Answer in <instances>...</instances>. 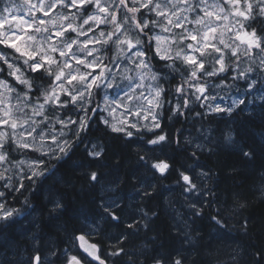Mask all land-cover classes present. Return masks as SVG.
Wrapping results in <instances>:
<instances>
[{"label": "snow or ice", "instance_id": "obj_1", "mask_svg": "<svg viewBox=\"0 0 264 264\" xmlns=\"http://www.w3.org/2000/svg\"><path fill=\"white\" fill-rule=\"evenodd\" d=\"M243 3L245 7L241 9V0H23V5L6 0L0 9V29H3L0 45L14 49L19 55L10 61L0 50V126L12 130L0 131V166L23 164L13 154L25 149L33 157L27 165L28 171L16 183L5 175L10 168L0 172V221L10 226L20 215V209L8 205V197L14 192L22 195L21 190H27L24 180L29 185L43 184L56 176L78 145L85 142L94 123L103 124L126 144H135L141 150L137 151V165L166 179L169 163L163 160L150 163V154L163 153L173 143L180 148L192 141L188 138L181 141L180 130L177 137L166 132L161 123L162 111L170 113L169 119L178 120L185 109L191 111L190 105L194 102H201L204 107L203 101H216L210 90L220 88L227 80H242L246 96L257 92L264 101V0H243ZM17 8L26 9L27 17L17 15ZM57 8L61 11L51 15ZM161 40L167 42L164 47ZM240 45L246 47L241 49ZM242 56L254 66L241 68ZM175 74L180 76V81L174 86L173 103L167 99L172 89H166L164 84L176 79ZM113 88H118L122 95H110L107 90ZM240 105L245 106L240 108L244 112L245 98L233 99L231 104L223 106L208 103L207 112L196 115L216 113L231 117ZM60 109L63 115L59 114ZM117 110H120L119 120L114 115ZM254 116L261 131L253 135L264 143V103ZM217 132L226 145H236L230 122L223 129H204L201 135L207 143L196 144L192 153L200 171L197 173L189 166L179 175L184 192L195 194V201L190 204L193 216L201 215L206 202L209 206L218 204L210 220L217 233L227 234L231 231L225 216L228 207L239 212L248 207L249 200L243 193L230 189H225L221 198L208 187L216 179V173L199 165L197 152L203 153L207 148L210 157L218 155L215 148L208 147L215 142ZM84 150L93 161H102L106 152L105 145L92 140ZM239 151L245 159L255 158L253 151L243 148ZM52 160L56 161L55 165ZM232 171L238 174L237 169ZM87 178L93 187L102 180L98 171H90ZM260 179L264 181V174ZM62 182H65L63 177L57 178L56 183ZM206 195L211 201H205ZM260 196L264 202V184ZM144 197L150 198L151 192L144 190ZM49 203L50 215L62 212L65 207L61 197H50ZM25 206H28L27 199ZM118 206L115 200H102L99 205L103 215L113 221L120 220L113 211ZM140 212V219H133L127 225L131 231L123 234L118 244L124 245L129 237L138 236L141 229H153L159 213L149 214L143 209ZM178 223L179 227L173 223L172 228L181 237L182 244L174 253H166L162 243L157 247V235L149 238L151 248L145 244L143 251L137 252L115 245L102 249L96 243H88L85 234H80L73 237L80 242V253L69 256L65 248L60 254L51 250L50 256L59 259L62 255L63 264H109V258L111 264H137L133 259L137 255L142 257L140 264L145 261L189 264V250H196L191 226L187 221ZM249 225V218L244 217L240 222L244 235L248 234ZM96 231L93 228L88 235ZM184 244L189 247L184 248ZM45 260L47 264H56L47 257ZM0 264L15 262L5 260ZM20 264H44V261L36 254Z\"/></svg>", "mask_w": 264, "mask_h": 264}, {"label": "trees", "instance_id": "obj_2", "mask_svg": "<svg viewBox=\"0 0 264 264\" xmlns=\"http://www.w3.org/2000/svg\"><path fill=\"white\" fill-rule=\"evenodd\" d=\"M143 11V10H142ZM154 43V42H153ZM9 60L18 56L14 49L0 45ZM241 68L247 64L242 57ZM20 63V61H17ZM155 63V61H154ZM207 67V64H206ZM35 75V74H33ZM170 83H165L166 89H172L167 99L175 103L173 95L174 86L180 81V76ZM11 81V78H9ZM218 82V81H217ZM227 95L246 91L242 80H227L222 85ZM251 92L250 89L247 90ZM260 93H246L247 107L244 112L240 105L231 117L226 114L213 113L209 116H197L196 113H206L207 109L201 107V102L190 105L191 111L185 109V114L177 120L169 119L170 113L161 112V123L171 136H179L181 141L188 138L192 141L189 145L178 148L175 143L165 148L163 153H151V162L163 160L170 165L166 179L159 178L158 173L137 165V149L135 144H126L122 139L116 138L110 130H106L103 124L94 123L85 137V142L79 144L71 158L67 160L56 176L46 180L43 184L29 185L24 182L27 190L12 193L8 197V205L14 209H20L21 213L15 217V221L6 226L0 221V261H13L20 264L36 254L41 256L44 264L48 259L55 260L56 264H63L65 257L59 259L50 256L51 250L58 254L67 248L70 255L80 253L78 243L73 239L79 233L86 234L102 249H108L110 245L124 246L130 251H143L144 245L152 247L150 237L157 235V247L162 243L166 253H174L181 248V237L173 230V223L187 221L195 252H190L189 264H264V202H261L260 188L264 181L260 177L264 174V143L260 142L254 132L261 131L254 114L260 112V105L264 101L259 99ZM169 105H165L168 108ZM63 115V110H58ZM75 118V117H74ZM226 122H230L234 130L236 145H226L222 135L217 132L216 140L208 147L215 148L218 155L209 156L207 148L203 153L197 152L199 165L204 168H212L216 173V179L208 183V187L223 198L225 189L239 191L249 200V205L239 212H234L228 207L225 216L229 219L231 231L227 234L217 233L210 217L215 214L218 204L212 206L206 202L202 207L199 217L193 216L190 204L195 201V194L184 192L183 181L180 179V171L192 166L198 173L196 159L192 156L196 150V144L207 143L201 133L206 128L223 129ZM92 140L97 144L105 145L106 152L102 161H93L85 152V145ZM250 150L255 153V158L245 159L239 149ZM15 160L24 157H33L30 150L18 151L13 154ZM38 155V153H37ZM53 165L56 164L52 160ZM238 170L233 173L232 169ZM90 171H98L102 180L93 187L88 181ZM194 175V173H189ZM63 177L65 182L56 183L57 178ZM198 183H203L199 181ZM143 185V188H142ZM154 185L155 187H151ZM144 190L151 192V197H144ZM50 197H61L64 202L62 212L49 214L52 205ZM27 199V208L25 201ZM205 201H211V197L205 196ZM103 201H118V207L113 211L120 217L119 221H113L103 215L99 207ZM231 203V202H230ZM198 207L200 205L198 204ZM34 209V210H33ZM149 212L157 211L153 229L141 232L136 237H129L124 245L118 244L120 237L131 231L127 225L133 219L139 220L140 210ZM86 217V219H85ZM244 217L250 220L249 231L244 235L240 230V222ZM255 225V227H252ZM97 229L91 235L92 229ZM183 230V229H181ZM203 237V240H200ZM222 237V239L220 238ZM188 248L187 244L183 245ZM140 264L142 257L133 256ZM111 264V258H109ZM144 264H148L147 261Z\"/></svg>", "mask_w": 264, "mask_h": 264}, {"label": "rangeland", "instance_id": "obj_3", "mask_svg": "<svg viewBox=\"0 0 264 264\" xmlns=\"http://www.w3.org/2000/svg\"><path fill=\"white\" fill-rule=\"evenodd\" d=\"M33 2H36V0H33ZM211 2V0H210ZM6 0H0V9H2L5 6ZM15 3L17 5H23V0H15ZM241 9H243L245 7L243 0H241V5H240ZM61 9L57 8L53 11V13H51V15H55L57 12H60ZM16 14L17 15H25L27 17V13H26V9H21V8H17L16 9ZM37 15H40V13H37ZM103 27V26H102ZM8 28V25H5V29ZM0 31H3V29H0ZM157 32H160V29H157ZM163 35L167 36V33H163ZM231 35V34H230ZM155 43V41H153ZM17 44H21V41H16ZM166 41L165 40H161V46L164 47L166 45ZM236 44H240L239 41H236ZM241 49H243L244 47H246V45H240ZM243 57V56H242ZM246 59L247 64H245L243 66V68H247L249 66H254L252 65V62L250 60H248L247 57H244ZM11 61V60H10ZM2 63V62H0ZM258 63V61H257ZM109 92L110 95H116V94H120L122 95V93L119 92L118 88H113V89H108L107 90ZM246 93V91H245ZM244 92L241 93H233L231 95H227L222 86L220 88H217L215 90H210V95L215 96L216 97V101H203V104L205 106V108L207 109V104L208 103H221V105H225V104H231L233 99H240L243 98L245 95ZM12 103L14 104L15 101L13 100ZM120 110H117V113H115L114 115L116 116V119L119 120L120 117ZM16 115H20L19 113H16ZM105 115H107V113H105ZM161 115V113H160ZM109 119L111 120L112 118L109 117ZM145 123H147V121H145ZM59 127V126H57ZM0 131H7V132H11L12 130L10 128H8L7 126H0ZM17 131H21V129H17ZM32 159V157H24V158H19L17 159V161H23V164L20 165H12V164H5L3 166H0V172H3L4 168H10L11 170L7 173H5L6 176H11L13 179V183H16L20 177L28 171V163L30 162V160ZM26 180V179H25ZM24 180V181H25ZM11 207V206H10ZM12 208V207H11Z\"/></svg>", "mask_w": 264, "mask_h": 264}, {"label": "water", "instance_id": "obj_4", "mask_svg": "<svg viewBox=\"0 0 264 264\" xmlns=\"http://www.w3.org/2000/svg\"><path fill=\"white\" fill-rule=\"evenodd\" d=\"M80 234H84V233H79L78 235H80ZM85 239H86V241L88 242V243H96V242H94V241H92L86 234H85ZM77 243H78V247H79V241H77ZM97 244V243H96ZM79 250H80V248H79ZM81 251V250H80Z\"/></svg>", "mask_w": 264, "mask_h": 264}, {"label": "flooded vegetation", "instance_id": "obj_5", "mask_svg": "<svg viewBox=\"0 0 264 264\" xmlns=\"http://www.w3.org/2000/svg\"><path fill=\"white\" fill-rule=\"evenodd\" d=\"M25 181H26V180H25ZM25 181H24V182H25Z\"/></svg>", "mask_w": 264, "mask_h": 264}]
</instances>
